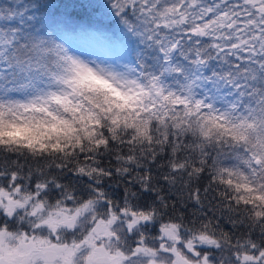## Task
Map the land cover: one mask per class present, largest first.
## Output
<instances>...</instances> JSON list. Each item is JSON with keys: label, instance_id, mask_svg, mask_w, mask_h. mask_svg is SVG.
Returning <instances> with one entry per match:
<instances>
[{"label": "snow or ice", "instance_id": "6c2138e0", "mask_svg": "<svg viewBox=\"0 0 264 264\" xmlns=\"http://www.w3.org/2000/svg\"><path fill=\"white\" fill-rule=\"evenodd\" d=\"M0 21V152L89 181L81 199L0 169V264H264V0H33ZM137 169L122 202L100 187Z\"/></svg>", "mask_w": 264, "mask_h": 264}, {"label": "trees", "instance_id": "16d2710c", "mask_svg": "<svg viewBox=\"0 0 264 264\" xmlns=\"http://www.w3.org/2000/svg\"><path fill=\"white\" fill-rule=\"evenodd\" d=\"M31 2H33V0H0V8H8V7L18 8V6L29 4ZM58 2L65 3V2H68V0H58ZM92 2L93 3H105L107 2V0H92ZM111 20H115V17H111ZM5 23H6L5 21H0V26H3ZM12 23L13 25L15 24V22H12ZM131 43L134 44V41ZM79 47L81 51L87 53L88 55L96 59L108 58V60H111L112 62L118 60L121 63L127 62L128 60L131 59L130 57L126 55H122L118 49L108 48V47L98 45V44L82 43ZM124 152L125 153L127 152L126 148L124 149ZM14 161L18 162L22 166L23 175H27L29 169L32 170V180L30 182V189L32 190H34L35 183L38 180L43 178L39 175L37 169H43L46 175L48 174L56 175L61 179L63 183H66V184L72 183L74 185V190L76 194L81 199H86L89 195V190L87 187L89 181L87 180V177H84L82 179L74 178L71 175V173L67 171V169H64L63 174H61V170L56 169L54 166L49 168L47 166V161H43V160L37 161L31 157L26 159L25 157H19L12 153L0 152V169H3V168H8L9 170L14 169L16 167V163H14ZM99 161L102 167L112 168L113 172L115 171V168L117 166V161L115 160L114 156H112L111 154H106L104 156L99 157ZM86 162L91 163L90 161H85L84 156L82 154L80 157V163L83 164ZM225 162L228 163L229 165L232 163L231 161H227V160ZM161 163L166 164V161L161 160ZM73 166L74 164L70 165V167H73ZM165 170H166L165 168L153 167L151 169V172H152L154 180L158 179L160 174H162ZM136 171H140L141 174L143 173V170L137 169L133 171L126 179H123V178H120L114 175L111 179L105 178L104 184H102L100 187H102L103 190L107 192L114 200H119L122 202L123 195H124V189L126 186L132 187L133 190H137L139 187L138 185L128 183V181L133 180L135 178ZM209 180H210V176L206 172L205 174H203V177L200 181L201 187L206 186L209 183ZM25 183L29 184L28 181H25ZM159 185L163 189L162 194L165 195L166 197L169 196L168 187L162 179L159 180ZM0 186L7 187V181L3 178H0ZM57 198H59V194L56 190L53 189L50 192L48 199L50 200V202L54 203ZM138 203L140 205L151 204L152 198L150 195L145 194L138 201ZM66 205L69 208L73 207L72 201H67ZM179 211L180 210L178 209L177 214L179 213ZM185 215L188 217H191L192 215L191 207H189L185 211ZM220 228L226 232L233 231L231 225L227 223L226 219L220 223ZM156 234H157V229L150 230L149 243L153 242L151 240V237L155 236ZM233 234L234 236H239L240 232L235 231ZM253 235L254 237L258 238L259 232L257 231ZM225 255H227V253Z\"/></svg>", "mask_w": 264, "mask_h": 264}, {"label": "rangeland", "instance_id": "374dc122", "mask_svg": "<svg viewBox=\"0 0 264 264\" xmlns=\"http://www.w3.org/2000/svg\"><path fill=\"white\" fill-rule=\"evenodd\" d=\"M85 53V52H84ZM86 55H87V57L89 58V59H96V58H94V57H92V56H90V55H88L87 53H85ZM98 62H100V61H105V62H108V63H111L112 61L111 60H108V58H102V59H96Z\"/></svg>", "mask_w": 264, "mask_h": 264}, {"label": "flooded vegetation", "instance_id": "af4514ba", "mask_svg": "<svg viewBox=\"0 0 264 264\" xmlns=\"http://www.w3.org/2000/svg\"><path fill=\"white\" fill-rule=\"evenodd\" d=\"M129 242H130V243H133V242H134V240H130Z\"/></svg>", "mask_w": 264, "mask_h": 264}]
</instances>
